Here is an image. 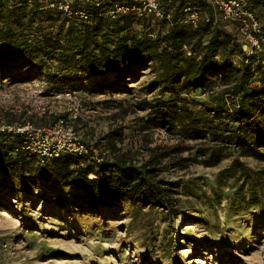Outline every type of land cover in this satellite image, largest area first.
<instances>
[{"label":"trees","instance_id":"trees-1","mask_svg":"<svg viewBox=\"0 0 264 264\" xmlns=\"http://www.w3.org/2000/svg\"><path fill=\"white\" fill-rule=\"evenodd\" d=\"M55 1L0 0V77L34 70L45 77V90L57 91L73 90L68 86L88 78H130L150 68L157 72L158 94L137 102L148 110L135 117L136 148L133 141L123 147L122 127L115 125L93 143L84 141L88 153L62 152L41 161L20 148L18 134L0 133V178L49 180L73 187L90 204L126 199L172 219L192 213L179 203L182 181L166 172L193 162L215 166L232 156L222 170L239 182L230 198L232 208L264 210V193L256 189L264 170L255 171L240 159L264 161V41L256 51H244L237 25L207 0H160L170 19L139 15L132 8L137 0H70L71 10L85 12L86 19L51 6ZM116 4L129 9L109 14ZM246 5L264 27V0H247ZM187 6L202 11L196 24L183 21ZM216 78L223 82L221 89L201 100L190 97L212 90ZM61 115L43 113L41 124ZM158 128L194 143L151 146L150 131ZM98 146L104 150L96 154Z\"/></svg>","mask_w":264,"mask_h":264},{"label":"rangeland","instance_id":"rangeland-1","mask_svg":"<svg viewBox=\"0 0 264 264\" xmlns=\"http://www.w3.org/2000/svg\"><path fill=\"white\" fill-rule=\"evenodd\" d=\"M156 75L154 69L146 68L130 78H88L68 86L83 103L81 115L73 121L82 140L93 143L98 135L118 125L124 133L123 147L132 141L138 147L135 117L148 109L138 107L137 102L158 94ZM222 83L216 78L212 90H198L190 97L204 99L208 92L221 89ZM35 84L46 88L48 83L34 70L0 77V123L42 125L43 113L38 112L33 98L19 95L23 85ZM45 113L47 117L62 112L51 106ZM150 137L151 146L194 143L176 131L159 128L151 130ZM103 150L98 146L96 152ZM231 159L229 156L215 166L193 162L185 169L166 172L167 177L182 181L179 203L192 213L172 219L145 203L124 199L110 205L90 204L71 186L3 176L0 264H264V210L257 206L232 208L230 198L239 182L236 175L222 171ZM240 159L255 171L264 170V161ZM260 176L256 189L263 194L264 172ZM249 192L246 190V197Z\"/></svg>","mask_w":264,"mask_h":264},{"label":"built area","instance_id":"built-area-1","mask_svg":"<svg viewBox=\"0 0 264 264\" xmlns=\"http://www.w3.org/2000/svg\"><path fill=\"white\" fill-rule=\"evenodd\" d=\"M138 4L132 8L139 15L144 13L153 14L158 18L170 19L171 14L164 12L160 6V0H137ZM223 19L237 25L239 36L242 40V48L246 52H253L260 48L264 41V27L261 26L255 13L246 5L247 0H207ZM62 11L73 13L86 19L87 14L81 10L72 11L70 0H56L51 3ZM129 8L125 5H115V12H126ZM202 11L196 7L183 8V21L196 24ZM21 97L30 96L36 109L45 113L51 106H55L64 115L57 117L53 122L46 125H35L30 121L23 123H0V133L18 134L21 138L20 148L36 153L41 161L50 156H57L62 152L84 154L89 152V146L82 140L75 129L73 121L81 115L83 110L82 100L75 91L63 89L47 91L43 85H23L19 92ZM97 154V152L94 150Z\"/></svg>","mask_w":264,"mask_h":264},{"label":"bare ground","instance_id":"bare-ground-1","mask_svg":"<svg viewBox=\"0 0 264 264\" xmlns=\"http://www.w3.org/2000/svg\"><path fill=\"white\" fill-rule=\"evenodd\" d=\"M4 215H6V213L4 212Z\"/></svg>","mask_w":264,"mask_h":264}]
</instances>
